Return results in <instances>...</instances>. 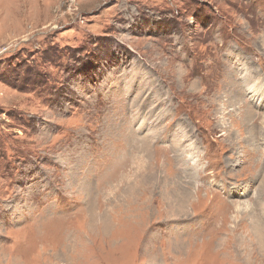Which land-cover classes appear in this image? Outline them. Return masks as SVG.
Listing matches in <instances>:
<instances>
[{
    "label": "rangeland",
    "instance_id": "obj_1",
    "mask_svg": "<svg viewBox=\"0 0 264 264\" xmlns=\"http://www.w3.org/2000/svg\"><path fill=\"white\" fill-rule=\"evenodd\" d=\"M261 36L264 0H0V264H264V109L217 102Z\"/></svg>",
    "mask_w": 264,
    "mask_h": 264
},
{
    "label": "bare ground",
    "instance_id": "obj_2",
    "mask_svg": "<svg viewBox=\"0 0 264 264\" xmlns=\"http://www.w3.org/2000/svg\"><path fill=\"white\" fill-rule=\"evenodd\" d=\"M260 42H261V46L264 47V36H261ZM240 67L242 68L243 74L246 73L248 75V77H250L249 78L250 80H246L244 82V84H243L244 88L246 89V92H250V94L242 95L243 98L244 97L248 98V102H246L245 99H244V101H242L238 97H236V98L235 97H229V96H227L225 94H223L219 98V100L217 101L218 105H219L218 111H219V115H220V125L224 126L225 129L228 130V131H232L233 130V132H237V130H235V124L234 123H232V122L228 123L227 122V124H229V125L226 126V113H225L226 112V108H225L226 104H228L229 106L233 107L234 110L239 108V107H241V104H242V106L245 107V116H243V117H245L244 118L245 122H250L251 121V118L253 116V110L255 111V110L264 109V81L261 80L262 77L260 75L257 76V77H255V75L254 76L251 75L250 72L247 70V68L245 66H240ZM238 72H240V71H238ZM243 77H245V76H243ZM196 86H197L196 83H192V88L193 89H195ZM260 108H262V109H260ZM162 116H164V115H162ZM239 116L242 117V114L239 113ZM137 124L138 125H137V128H136V131H140V130H142V129L147 127V125L145 124L144 121H138ZM247 126L248 127L246 128V131H245V133L247 134V137H246L245 141L251 140L253 138V133H254V131H253L254 127L250 126V124H248ZM197 129H198V127H197ZM238 129H239V125H238ZM153 133H154L153 131H150V132L145 134V138L146 139L144 140V144L147 146L148 149L150 148L151 142L154 140V134ZM258 137H259V140L261 139V145L264 147V129H263L262 132H259V136ZM186 141H187V143H186ZM170 142L172 143L171 146L173 147L175 153H177L180 157L184 156V154L187 153V156H188L189 160L192 161V163L195 162L194 158H195V155H196L197 152H196V150H194V141L191 139V136H188L186 133H184V131L181 130L180 138H178V139H173L172 138ZM230 142H232V141H230ZM235 143H232L231 145L232 146H235V145L238 146L239 145V143H237V144H235ZM176 158H178V157H176ZM202 159H203V157H202ZM178 160L180 162L179 158H178ZM173 167H175L174 170L177 172V170L179 168V164L177 162L175 164L173 163ZM180 169H182V167H180ZM161 170L164 172V167H163V161L162 160H161ZM198 170H200L199 166H198ZM179 174H181V173H179ZM165 178L167 180H171V181L175 182L174 186L185 188V186L183 184V181H182V179L180 177H177V178L173 177V178L169 179L166 176ZM192 180L193 179H189L188 183L193 184ZM233 220H235V218H233ZM254 232H255V236L257 238L258 244L261 245V246L264 245V231L260 227L255 226L254 227Z\"/></svg>",
    "mask_w": 264,
    "mask_h": 264
}]
</instances>
